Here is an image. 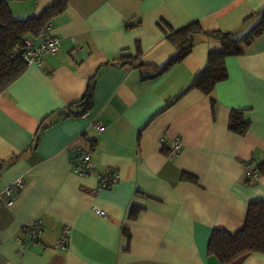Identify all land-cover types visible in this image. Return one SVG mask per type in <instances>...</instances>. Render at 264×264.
Wrapping results in <instances>:
<instances>
[{
    "label": "crops",
    "instance_id": "obj_1",
    "mask_svg": "<svg viewBox=\"0 0 264 264\" xmlns=\"http://www.w3.org/2000/svg\"><path fill=\"white\" fill-rule=\"evenodd\" d=\"M5 1L21 19L53 0ZM263 7L264 0H68L51 20L60 50L27 65L0 93V190L24 180L13 202L0 205V264H220L207 252L212 230L235 233L248 202L264 200V175H246L248 162L264 161V31L226 58L228 77L210 95L192 88L175 98L221 47L202 34L181 61L150 75L176 51L170 29L197 21L239 36ZM123 50L149 65L112 62ZM92 76L90 105L79 114ZM234 108L250 123L245 135L228 128ZM81 152L117 181L99 188L95 174L76 173ZM36 220L43 232L22 242ZM241 264H264V254Z\"/></svg>",
    "mask_w": 264,
    "mask_h": 264
},
{
    "label": "trees",
    "instance_id": "obj_2",
    "mask_svg": "<svg viewBox=\"0 0 264 264\" xmlns=\"http://www.w3.org/2000/svg\"><path fill=\"white\" fill-rule=\"evenodd\" d=\"M67 1L53 0L39 15L20 19L13 16L5 0H0V93L18 79L28 65L21 51L26 37H37L48 22L64 12ZM258 14L260 15L258 21L246 33L239 36L231 31H205L197 21L189 22L178 29H170L166 32V37L176 44V51L162 64L152 65L156 71L150 76H156L181 61L192 50L196 35L202 34L219 41L221 47L208 52L204 67L194 75L190 84L181 90L175 98L192 88H197L206 95H210L215 85L228 77L226 58L245 53L246 48L264 31V7L258 11ZM116 61L122 65H149L143 63L139 55L133 56L126 50H123L112 62ZM94 79L95 76L89 79L85 94L80 100H84L85 106L82 107L79 114L83 113L90 105ZM211 100L214 104V100L212 98ZM249 126V121L244 118L243 109L234 108L231 110L228 128L232 132L245 135ZM38 132L40 134V130ZM39 134L32 144V149L37 146ZM16 158L17 156H11L9 160ZM3 162L5 161L0 162V170ZM253 169L258 176L264 175V161ZM180 178L197 182V178L188 172H182ZM138 211L139 208L132 207L129 217L136 218ZM207 252L209 255L215 256L220 264H241L250 253L264 254V200L256 199L248 202L245 222L242 228L235 233H230L223 228L213 229L207 242Z\"/></svg>",
    "mask_w": 264,
    "mask_h": 264
},
{
    "label": "built area",
    "instance_id": "obj_3",
    "mask_svg": "<svg viewBox=\"0 0 264 264\" xmlns=\"http://www.w3.org/2000/svg\"><path fill=\"white\" fill-rule=\"evenodd\" d=\"M60 50V40L51 32V22H48L42 32L37 36H29L24 40L22 47V56L28 65H41L42 56L48 53H56ZM96 128L104 130L105 126L94 123ZM177 147V146H175ZM74 171L80 175L95 174L98 179L99 188H108L117 181V174L112 170L102 171L96 168L92 161L90 152H81L80 162L74 166ZM246 175L248 178L255 179L258 177L257 172L253 169L252 164H246ZM24 186V180L21 177L14 179L7 187L0 190V205H10L13 202L14 194ZM99 214H104V210L96 209ZM26 239L21 240L24 243H30L36 240L43 232V227L39 220L26 225ZM68 228L64 227L63 232H67ZM67 239L63 236L60 245L65 246Z\"/></svg>",
    "mask_w": 264,
    "mask_h": 264
}]
</instances>
